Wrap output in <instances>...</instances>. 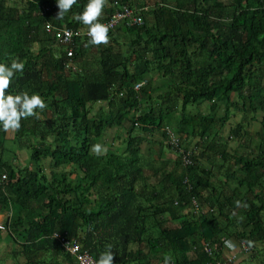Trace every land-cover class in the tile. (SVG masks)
Returning a JSON list of instances; mask_svg holds the SVG:
<instances>
[{"label": "trees", "instance_id": "obj_1", "mask_svg": "<svg viewBox=\"0 0 264 264\" xmlns=\"http://www.w3.org/2000/svg\"><path fill=\"white\" fill-rule=\"evenodd\" d=\"M86 3L58 18L56 0H0V61L25 63L6 92L45 100L19 129L0 128V254L11 264H77L60 233L96 263L110 248L113 264H215L246 246L232 264H264V0L105 3L101 22L127 6L143 24L120 25L106 44L75 39L68 57L46 24L88 29L74 18ZM203 103L209 113L189 110ZM237 111L243 120L226 134ZM116 128L125 146L95 154L92 145ZM167 128L193 152L191 166L174 151L167 169L156 163L164 148L157 158L141 148L140 134L155 131L167 145ZM19 150L30 152L25 162Z\"/></svg>", "mask_w": 264, "mask_h": 264}, {"label": "clouds", "instance_id": "obj_2", "mask_svg": "<svg viewBox=\"0 0 264 264\" xmlns=\"http://www.w3.org/2000/svg\"><path fill=\"white\" fill-rule=\"evenodd\" d=\"M77 0H56L58 5V18L63 16L72 8ZM106 0H87L81 12L74 14V18L84 25L88 26L87 35L90 38L89 43L93 45H101L108 43L110 36V25L101 22L99 17L102 15V10ZM66 35H71L66 33ZM25 68V63L19 57L11 59L9 62L0 61V128L4 130L19 129L21 127L22 118L37 115V109L45 107L44 98L37 92H19L12 94L6 92L17 72H22ZM92 151L101 155L107 151L106 146L96 143L92 145ZM237 206H240V201H236ZM229 247L231 243L226 241ZM114 253L107 250L100 254L97 264H113ZM169 257H165L164 264H169Z\"/></svg>", "mask_w": 264, "mask_h": 264}, {"label": "built area", "instance_id": "obj_3", "mask_svg": "<svg viewBox=\"0 0 264 264\" xmlns=\"http://www.w3.org/2000/svg\"><path fill=\"white\" fill-rule=\"evenodd\" d=\"M17 1L25 2L27 0H17ZM106 3H110L111 5L112 4L117 5L118 0H106ZM46 11H48V9H46ZM104 23L110 25L109 32H111L116 30L122 24L142 25L143 20L140 16H138L134 12V10H132L127 6H124L123 8L116 10L112 15V17ZM46 30L47 32H53L54 30L57 31L56 34L57 43L59 44L60 48H63L67 52L68 57H72L74 55V50L72 48V45L75 39H79V38L90 39L87 35V30L76 31L67 27L62 29H56L50 23L46 24ZM66 33H70L71 35H66ZM143 85L144 82L137 84L135 86V90H140V88ZM164 131H166L168 136L167 145L178 154V156L181 159L183 167L191 166L193 163V157H192L193 152L190 150H186L185 148L182 147V142L180 137L177 136L176 133L172 131L170 128H167ZM4 180H6L5 174H3L1 177V181ZM193 206L196 211L199 210L200 205L196 200H194ZM53 236L61 245V247L75 258L77 264H97L94 257L89 253V251L83 249L82 244L78 240L71 239L60 233H54ZM208 250L210 249L207 248V251ZM247 250L248 249L246 246H242L240 249L236 248L222 261H218L215 264H232L237 260V254L240 255L241 253L246 252Z\"/></svg>", "mask_w": 264, "mask_h": 264}, {"label": "crops", "instance_id": "obj_4", "mask_svg": "<svg viewBox=\"0 0 264 264\" xmlns=\"http://www.w3.org/2000/svg\"><path fill=\"white\" fill-rule=\"evenodd\" d=\"M153 3H154V0H151L149 2V4H147V2L145 0H136V4H137L136 5V9L137 10H143V9L144 10H149L150 7H148V6H150V5L152 6ZM107 4H110V3H107ZM148 21H149L148 22L149 24H153L154 23L153 16H149L148 17ZM81 30H87V27L81 28ZM154 77H155V82H159V81L163 80L162 78H160V75H159V73L157 71L154 72ZM198 107H199V111L202 112V113H209L210 112V104L209 103H203L201 105H198ZM97 108L98 107H96L95 109L97 110ZM221 110H222V107H221L220 111ZM110 131H111V133L113 132V134H114L111 137V140H112L111 142L112 143L111 144L108 143L106 138H104L102 141H100V144L106 146V148H109V147H112V146H114L115 148H123L125 145H124V142H123V140H124L123 137L124 136H123L121 130L116 128V129H111ZM138 133H141V132H138ZM106 135L107 134H105V136ZM140 135L143 136L144 139H145V142L141 145V148H152L151 149L152 150V154H153L154 150H155V152H157L159 148H164L163 149L164 151L161 154L162 158L160 160L156 161V163H157V165L160 166V165H163V162L167 161V164H168L167 169H172L173 168L172 165L174 163V160L176 159V154H175V152L173 150H169L168 149V148H170L168 145H165L162 142L163 140H162L161 133L155 131V132H152L150 135H145V134L144 135L140 134ZM188 143H189V146L191 148H193L197 144V140L191 139V140L188 141ZM107 152L108 151H106L104 154H106ZM199 152H200V150H199ZM101 155H103V154H101ZM155 156L157 158L156 154H154V158H155ZM2 220H3V216H0V222ZM8 243H10V239L8 237H5L3 242H2V244H1L2 248L3 249L7 248L6 245H8ZM17 248L18 247H16V249ZM8 254L9 253L7 252V250L6 251L3 250L2 254H0V255L2 257H5V260H8V258H7ZM238 256H239V254H237V258H238ZM2 257H1V259H2ZM19 258H20V261L25 262V259L22 256H19ZM58 261H59V263L62 262L61 257L58 259ZM6 264H7V262H6ZM52 264H56V262L53 261Z\"/></svg>", "mask_w": 264, "mask_h": 264}, {"label": "rangeland", "instance_id": "obj_5", "mask_svg": "<svg viewBox=\"0 0 264 264\" xmlns=\"http://www.w3.org/2000/svg\"><path fill=\"white\" fill-rule=\"evenodd\" d=\"M189 110L192 112V113H197L198 111H199V107L197 106V105H192V106H190L189 107ZM220 115L221 116H223L224 115V110H221L220 111ZM243 116H244V114H243V112L242 111H237V112H235L234 114H232L231 115V118H230V123L226 126V129H225V133L227 134L228 132H229V129H230V126L232 127V126H234V124L235 123H238V122H241L242 120H243ZM260 118H261V114L259 113L258 114V122H253V123H251V125H250V127H249V131L251 132V134L253 135V136H255L256 137V134L260 131V129H261V125H260ZM111 131L110 130H108L107 132H106V136L104 137V138H106V140H107V142L108 143H112L111 141V137H112V135H114L113 134V132L111 133ZM8 138L10 139L11 138V134H10V132L8 133ZM234 143V146H236V144H237V142L236 141H233ZM121 149V148H115L114 146H112V147H109V148H107V151H109V150H111V149ZM12 150L13 151H16V148L12 145ZM28 153H30V152H28V151H26V150H19V152H18V154H19V158H20V163H22L23 161L25 162L27 159H28V157H29V154ZM156 152H155V150H154V152H153V154H155ZM29 163V162H28ZM244 256H242L241 258H240V261L242 260V259H245V258H243ZM6 262H7V264H11L12 263V261L11 260H6ZM236 264H240V262L239 263H236ZM243 264V263H242Z\"/></svg>", "mask_w": 264, "mask_h": 264}]
</instances>
